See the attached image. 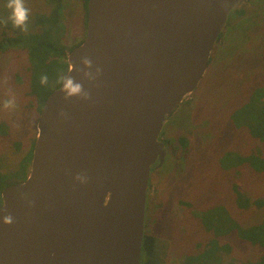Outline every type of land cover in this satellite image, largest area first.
Returning a JSON list of instances; mask_svg holds the SVG:
<instances>
[{"label": "water", "instance_id": "95a60500", "mask_svg": "<svg viewBox=\"0 0 264 264\" xmlns=\"http://www.w3.org/2000/svg\"><path fill=\"white\" fill-rule=\"evenodd\" d=\"M241 1H88L65 75L88 97L65 99L61 83L46 98L29 174L2 190L0 264H141L161 132Z\"/></svg>", "mask_w": 264, "mask_h": 264}, {"label": "rangeland", "instance_id": "374dc122", "mask_svg": "<svg viewBox=\"0 0 264 264\" xmlns=\"http://www.w3.org/2000/svg\"><path fill=\"white\" fill-rule=\"evenodd\" d=\"M63 2L64 38L70 44L81 40L86 32L83 3L81 0ZM24 3L29 9L27 31L13 25L8 0H0V39L3 35L16 36L35 30L37 13L48 7L47 0H24ZM237 8L246 9L247 14L242 17L236 10L231 11L201 82L161 132L162 141L169 138L175 144L178 137H187L189 148H181L176 154L166 145L165 161L151 168L146 213L150 229L156 228L167 246V264H179L200 240L203 230L194 217L195 210L220 204L235 208L229 185L239 183V174H227L219 158L228 150L244 147L238 132L229 129L227 117L241 101L233 90L235 78L239 79V75L249 70H257V75L264 76V63L262 66V61L258 62L264 54V0H242ZM26 61L27 51L20 46L0 51V123H5L12 131L10 136L0 135V154L8 151L14 141H21L27 147L37 135L36 100L28 95L24 77H21L22 82L17 78L18 73L24 74ZM9 99L15 101V107L6 109L4 102ZM243 178L250 192L264 195L263 178L252 173ZM234 213L239 218L235 210ZM261 218L257 211L250 210L242 221L256 222ZM230 243L234 247L233 254H238L239 258H255L258 253L257 249L242 245L236 239Z\"/></svg>", "mask_w": 264, "mask_h": 264}, {"label": "trees", "instance_id": "16d2710c", "mask_svg": "<svg viewBox=\"0 0 264 264\" xmlns=\"http://www.w3.org/2000/svg\"><path fill=\"white\" fill-rule=\"evenodd\" d=\"M47 1V9L36 15L35 30L16 36L3 35L0 39V51L5 52L11 46L26 49L24 74L18 73L17 78L22 82L21 77H24L27 93L35 98L38 113L48 95L61 85V77L65 76L69 69L68 53L79 45L86 35L85 32L81 40L68 44L64 38L66 25L61 20L64 2ZM81 1L87 28L89 0ZM240 4L241 2L239 6ZM237 7L233 10H236L239 16L247 14L246 9ZM258 59L259 63L262 61L263 66L264 54ZM211 62L212 58L210 64ZM256 71H245L239 75V79L235 78L233 90L239 94L241 101L227 117L229 129L231 127L238 132L239 137H242L240 144L244 147L241 150H228L219 158L222 170L234 176L239 174V183L232 182L229 185L235 208L230 209L229 206L220 204L195 210L194 217L203 233L199 237L200 240L195 242L193 250L187 252L179 264H264V195L250 192L243 178L245 174L252 173L264 179V76L257 75ZM43 75L48 77L46 85L40 82ZM9 128L5 123H0V135H12ZM236 136H232L233 139ZM164 141L176 154L181 148L188 149L190 145L188 138L184 136L178 137V144L169 138ZM34 143L35 137L27 147L21 141H14L8 151L0 154V207L3 203V188L27 178ZM234 210L239 218L234 215ZM250 210L257 211L262 218L256 222L244 223L242 219H245ZM148 219L146 213L141 264H167V246L159 238L156 228L150 229ZM232 239L257 249L255 258H239L238 254H233L234 247L230 243Z\"/></svg>", "mask_w": 264, "mask_h": 264}, {"label": "clouds", "instance_id": "9594fccd", "mask_svg": "<svg viewBox=\"0 0 264 264\" xmlns=\"http://www.w3.org/2000/svg\"><path fill=\"white\" fill-rule=\"evenodd\" d=\"M7 7L11 10L10 19L13 25L17 28H21L23 31H27V21L29 18V9L25 7L24 0H8ZM83 63L89 67H91V60L85 57L83 59ZM74 77L71 76H62L61 82L63 84L62 91L65 93V99L74 97V96H83L85 98L88 97V93L84 91L83 85L81 83L74 84ZM41 84L48 83L47 75L41 76L40 79ZM15 101L13 99L6 100L4 102V108H14ZM77 179L84 181V177L78 176ZM2 210V209H0ZM4 222L6 224H11L13 222V217L11 215H6L4 217Z\"/></svg>", "mask_w": 264, "mask_h": 264}]
</instances>
